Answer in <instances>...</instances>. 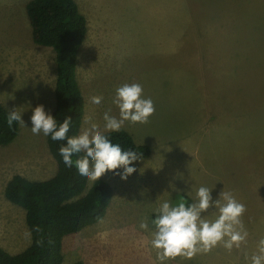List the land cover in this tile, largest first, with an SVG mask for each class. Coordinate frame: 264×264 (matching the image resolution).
<instances>
[{
    "label": "rangeland",
    "instance_id": "rangeland-1",
    "mask_svg": "<svg viewBox=\"0 0 264 264\" xmlns=\"http://www.w3.org/2000/svg\"><path fill=\"white\" fill-rule=\"evenodd\" d=\"M30 1L0 0V103L25 122L0 148V246L12 254L28 248L31 237L24 235L26 212L4 199L3 188L15 175L43 181L57 171L47 136L31 131L36 106L55 109L57 64L52 49L32 40ZM76 1L89 26L78 68L86 117L103 129L104 112L119 116L116 88L139 83L155 113L148 123L126 121L123 128L160 141L153 156L134 162L127 180L101 177L114 190L108 213L66 237L63 264H158L151 246L156 209L164 201L195 202L203 185L214 201L225 191L246 206L247 239L231 252L218 245L165 264H251L264 238V0ZM95 95L103 97L99 105L90 102ZM206 106L215 116L203 124ZM217 215L215 208L203 213ZM144 218L147 231L139 227Z\"/></svg>",
    "mask_w": 264,
    "mask_h": 264
},
{
    "label": "trees",
    "instance_id": "trees-1",
    "mask_svg": "<svg viewBox=\"0 0 264 264\" xmlns=\"http://www.w3.org/2000/svg\"><path fill=\"white\" fill-rule=\"evenodd\" d=\"M26 12L33 42L52 49L56 56V106L51 115L58 124L71 117L67 135H77L85 117V98L78 79V68L89 31L88 19L76 0H31ZM9 111L0 103V148L10 145L20 132L19 122L14 121L11 128L8 126ZM105 134L122 149L141 154V159L151 156L150 147L138 145L124 129ZM65 144L66 140L54 141L47 136L49 152L57 165L53 177L34 181L15 175L7 184L5 198L26 212L31 244L17 254L0 246V264H63L66 237L95 226L106 217L114 198L113 187L101 178L89 187V179L79 173L75 163L72 167L64 163L59 148ZM77 158L74 155L73 161ZM133 164L130 166L133 167ZM115 172L108 173L116 175ZM37 227L39 231H36Z\"/></svg>",
    "mask_w": 264,
    "mask_h": 264
},
{
    "label": "clouds",
    "instance_id": "clouds-1",
    "mask_svg": "<svg viewBox=\"0 0 264 264\" xmlns=\"http://www.w3.org/2000/svg\"><path fill=\"white\" fill-rule=\"evenodd\" d=\"M101 95L90 98L92 104L102 102ZM113 103L119 109V116L111 115V109L103 114V129L93 121L91 116L85 118L87 127L79 134L69 137L71 117L62 123L48 112L43 105L36 106L31 116V131L34 135L43 133L51 136L54 141H65L59 148L64 163L72 167L75 163L79 173L90 181H97L106 172H115L122 180L136 171L130 165L142 158L133 150H124L119 144H114L107 137V132H118L125 122L132 124L148 123L149 117L155 113V105L151 98H143V86L139 83H123L115 90ZM25 126L22 113L16 109L9 111L7 124L11 128L13 122ZM83 153L82 156H79ZM78 158L73 161V156ZM211 190L201 186L196 190L195 202L188 204L181 200L176 205L169 201L162 202L156 209L157 216L152 221L154 231L151 236V246L157 250L158 264L178 256L193 257L197 253H207L218 245L231 252L233 247H240L247 239L248 232L244 228L241 217L246 212V206L238 201L231 192L221 191L220 198L213 200ZM218 209L215 219H207L203 213L209 209ZM139 227L148 230L147 218L142 219ZM39 231V228H36ZM26 238L31 237V231L26 230ZM247 259V257H246ZM251 264H264V238L258 242L257 252L250 257Z\"/></svg>",
    "mask_w": 264,
    "mask_h": 264
},
{
    "label": "crops",
    "instance_id": "crops-1",
    "mask_svg": "<svg viewBox=\"0 0 264 264\" xmlns=\"http://www.w3.org/2000/svg\"><path fill=\"white\" fill-rule=\"evenodd\" d=\"M79 76V75H78ZM81 90H82V88H81ZM82 93H83V91H82ZM84 98H86L85 96H84ZM208 108H210V107H208V106H206V107H204V111L202 112V116H203V124H205L206 122H207V119H210V118H213V116H215L214 114H209L210 112L208 111ZM87 112H88V109H87V103H86V100H85V117H86V114H87ZM84 117V118H85ZM84 121H85V119L83 120V124H84ZM83 124H82V127H83ZM129 127V126H128ZM82 129V128H81ZM121 129H124V130H126V131H128L132 136H133V138H134V140L136 141V143L138 144V145H146V146H149L150 147V149H151V156H153V146L154 145H156L157 144V141H160V139H159V137H155V141L151 138V137H147L146 136V133L144 132V131H141V130H139V129H136L135 128V130L136 131H133V129H125V128H121ZM134 132V133H133ZM141 133V134H140ZM138 135H140V136H138ZM150 140H153L154 142H152V141H150ZM206 145H207V143H205L204 144V147H206ZM200 148H201V146H200ZM150 156V157H151ZM135 162V161H134ZM134 165V164H133ZM202 182V181H201ZM201 185H203V184H201ZM6 186H7V184H6ZM6 186L3 188V197H4V199H6L5 198V189H6ZM203 186H205V187H208V185H203ZM170 187H172V186H170ZM209 188H211V186L209 187ZM182 192V191H181ZM178 193V192H177ZM179 193H180V191H179ZM186 193V195L187 196H189L191 199H193L194 197H195V195L194 194H190V193H187V192H182V194H185ZM7 200V199H6ZM8 201V200H7ZM65 241V240H64ZM30 244H31V241H30Z\"/></svg>",
    "mask_w": 264,
    "mask_h": 264
}]
</instances>
